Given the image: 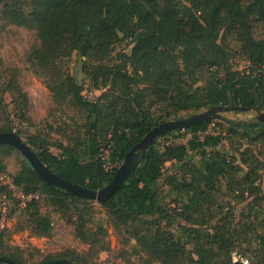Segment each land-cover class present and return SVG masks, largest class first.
Instances as JSON below:
<instances>
[{"label":"trees","instance_id":"1","mask_svg":"<svg viewBox=\"0 0 264 264\" xmlns=\"http://www.w3.org/2000/svg\"><path fill=\"white\" fill-rule=\"evenodd\" d=\"M0 4L9 23L35 32L38 45L26 57L27 68L43 79L54 101L78 113L72 134L56 143L58 153L43 137L25 138L51 172L71 183L101 189L151 128L179 119L181 113L214 106L264 111V76L253 75L252 70L264 64V39L254 38L252 32L255 24L264 25V0H0ZM231 37L250 65L248 73L232 62ZM121 45L130 47L129 53L119 50L112 56ZM72 56L87 88L100 92L93 100L84 97L83 83L60 70ZM16 91L15 102L26 106V94L18 86ZM209 124L203 119L157 137L142 156H134L130 174L104 202L45 183L15 148L0 144L2 156L21 157L10 175L13 185L24 194H38L21 207L11 191L0 186V195L12 205L7 218L17 210L33 234L50 238L52 222L40 212L44 202L88 247L82 254L67 250L48 255L39 264H82L83 256L109 249L95 204L117 232L134 242L136 251L123 257L129 264H264V124L256 119L216 123L215 132L209 131ZM12 129L8 122L0 125V133ZM14 132L23 138L19 130ZM180 134L190 137L185 143H159L160 138ZM226 137L242 143H236L232 152L221 150ZM105 141L110 143L111 158L119 160L111 171L103 169L98 155L99 144ZM5 171L6 163L0 160V172ZM222 191L235 204L249 199L245 207L250 211L236 219L229 201L225 210L218 207L215 197ZM248 231H253L256 246L245 248L251 254L245 257L237 251L247 242ZM0 257L22 264L14 254L0 252Z\"/></svg>","mask_w":264,"mask_h":264},{"label":"rangeland","instance_id":"2","mask_svg":"<svg viewBox=\"0 0 264 264\" xmlns=\"http://www.w3.org/2000/svg\"><path fill=\"white\" fill-rule=\"evenodd\" d=\"M252 32L254 38L264 39L263 24H255ZM37 45L38 41L35 32L32 29L9 23L3 18L0 7V94L5 104L3 108L0 106V125L8 122L9 126L21 132L23 141H26L25 138L30 135L43 137L50 144V150L53 153H58L56 143L64 141L65 138L72 134L69 133L73 128L78 113L68 104L59 105L54 101L43 79L27 68L26 57L30 49ZM229 48L232 52H235L232 57L235 67L239 69L246 67L248 64L244 57L238 53V45L235 44L232 37L229 39ZM119 50L129 53L130 47L121 45L111 55L114 56ZM60 68L61 71L73 74L79 82L83 83V95L85 98L93 100L99 95V91H90L87 88L86 79L82 75L80 65L75 61L74 56L70 58L66 66L61 65ZM16 86L26 94L27 104L24 107L15 102L18 98ZM208 109L203 108L195 113H181L179 119L187 118L192 114L203 113ZM217 114L221 119L209 120L210 132L217 130L216 123L228 125L230 122L251 121L255 119L256 112L251 110H227ZM189 137V134H180L175 137L160 138L159 143L165 140L185 143ZM238 142L242 143L240 139L226 137L220 143L219 148L232 152ZM245 145L243 144L242 147H245ZM251 148L255 153L258 152V146ZM0 160L6 163V171L4 173L9 176L18 169L21 163V157L16 153L11 156H2L0 154ZM261 185L264 194V174L261 178ZM231 197L225 191H222L215 197L216 205L218 207L222 206L225 210L228 208L227 201H229V205L232 207L230 212L236 219L239 218L241 212L247 214L250 211L249 207H245L249 199L235 204V199ZM7 202L9 204L7 206L11 208V202L9 200ZM95 208L96 218H99L106 228L105 239L108 242L109 249L101 251L93 257L83 256L82 264H129L123 257L130 258V254L136 251L134 242L128 240L126 233H119L112 227L107 214L102 208L96 204ZM40 212L50 218L53 226L52 236L45 238L33 234L21 213L14 210L8 216L6 222L0 225V233L2 235L0 252L14 254L22 264H39L48 255L56 256L67 250L79 254L87 251V245L74 236L72 225L64 218L59 217L51 207H48L44 202H40ZM253 234V231L246 233L247 242L244 243L241 250L237 251L245 257L251 256L249 251H244L245 248L252 250L256 246ZM232 256L234 261H236L237 255L233 253Z\"/></svg>","mask_w":264,"mask_h":264},{"label":"water","instance_id":"3","mask_svg":"<svg viewBox=\"0 0 264 264\" xmlns=\"http://www.w3.org/2000/svg\"><path fill=\"white\" fill-rule=\"evenodd\" d=\"M236 107L228 106H214L209 108L203 113L193 114L187 118L169 120L158 125L154 126L147 132L139 142H137L125 155L122 163L113 173L110 181L99 190H90L74 183H71L53 172H51L38 158L36 153L28 146V144L23 141L15 132L7 131L0 133V144H8L11 147L15 148L22 157L28 162L30 167L38 175V177L49 185H53L69 193L93 200L95 202H104L106 201L115 190L126 180L130 174L134 162V156L140 154L141 156L147 150L149 146L155 141V139L165 133L177 130H183L187 126L193 125L201 120H211V119H221L217 114L222 111L227 110H237ZM243 111H248V109H243ZM255 119L264 124V111L256 112ZM0 262L6 264H16L12 260L0 257Z\"/></svg>","mask_w":264,"mask_h":264},{"label":"built area","instance_id":"4","mask_svg":"<svg viewBox=\"0 0 264 264\" xmlns=\"http://www.w3.org/2000/svg\"><path fill=\"white\" fill-rule=\"evenodd\" d=\"M250 69V65L248 64L246 67L240 69L242 73H248ZM253 75H258L260 73L264 76V64H260L258 66H253ZM12 131L14 132L15 129L13 128ZM99 158L102 163V167L105 171H111L116 168L119 164V160L117 158H111V147L110 143L107 141L102 142L99 144ZM118 168V167H117ZM0 186H5L9 191H11L12 196L19 201V206H24L25 203L32 198H37L38 194H24L21 190L17 189L10 178L9 175L5 174L4 172H0ZM0 225H3L7 220L8 215V203L5 194L0 195ZM243 264H247V261H243Z\"/></svg>","mask_w":264,"mask_h":264}]
</instances>
